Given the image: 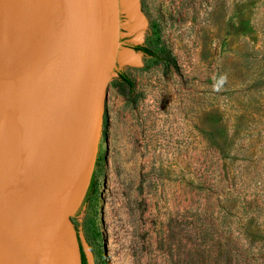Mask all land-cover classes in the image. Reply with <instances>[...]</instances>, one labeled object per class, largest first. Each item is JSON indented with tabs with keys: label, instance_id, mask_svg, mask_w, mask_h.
<instances>
[{
	"label": "rangeland",
	"instance_id": "1",
	"mask_svg": "<svg viewBox=\"0 0 264 264\" xmlns=\"http://www.w3.org/2000/svg\"><path fill=\"white\" fill-rule=\"evenodd\" d=\"M118 16L131 88L111 74L70 218L86 263L264 264V0H118Z\"/></svg>",
	"mask_w": 264,
	"mask_h": 264
},
{
	"label": "water",
	"instance_id": "2",
	"mask_svg": "<svg viewBox=\"0 0 264 264\" xmlns=\"http://www.w3.org/2000/svg\"><path fill=\"white\" fill-rule=\"evenodd\" d=\"M5 2L0 264H80L70 218L90 182L116 69L118 0Z\"/></svg>",
	"mask_w": 264,
	"mask_h": 264
},
{
	"label": "trees",
	"instance_id": "3",
	"mask_svg": "<svg viewBox=\"0 0 264 264\" xmlns=\"http://www.w3.org/2000/svg\"><path fill=\"white\" fill-rule=\"evenodd\" d=\"M127 46H128L129 49H131L135 53H139L142 56H146V57L153 58L156 61H164L168 65H172V66L175 67L174 59L168 53L158 55L155 52L151 51L149 48H147L145 46H142V45H127ZM113 72L115 73L116 78L119 80V82L122 85L126 86V88H128V89L131 88V83H130L128 77L122 71H116V70H114ZM94 167H95V163H94ZM93 170H94V168H93ZM93 186H94V178H93V172H92V175H91V178H90V182H89L88 188L86 190L85 196L83 198V201H82L79 209L75 213V215L78 214V212L81 209V207L85 204V202L87 200V197L92 192ZM77 241H78V239H77ZM78 249H79L80 264H87L86 263L85 256H84V253H83V251H82V249L80 247V244H78ZM229 250H230L229 251L230 254L228 255V259L230 260V258H232V256H233V249H229Z\"/></svg>",
	"mask_w": 264,
	"mask_h": 264
},
{
	"label": "bare ground",
	"instance_id": "4",
	"mask_svg": "<svg viewBox=\"0 0 264 264\" xmlns=\"http://www.w3.org/2000/svg\"><path fill=\"white\" fill-rule=\"evenodd\" d=\"M6 1V0H5ZM4 0H0V16L2 14V16L4 15V11L7 7V4Z\"/></svg>",
	"mask_w": 264,
	"mask_h": 264
}]
</instances>
